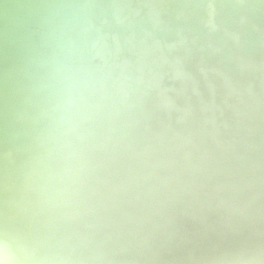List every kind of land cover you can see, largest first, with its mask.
<instances>
[{
	"label": "water",
	"instance_id": "95a60500",
	"mask_svg": "<svg viewBox=\"0 0 264 264\" xmlns=\"http://www.w3.org/2000/svg\"><path fill=\"white\" fill-rule=\"evenodd\" d=\"M5 225L10 260L264 264V0H0Z\"/></svg>",
	"mask_w": 264,
	"mask_h": 264
},
{
	"label": "clouds",
	"instance_id": "9594fccd",
	"mask_svg": "<svg viewBox=\"0 0 264 264\" xmlns=\"http://www.w3.org/2000/svg\"><path fill=\"white\" fill-rule=\"evenodd\" d=\"M10 230V226L5 225L0 228V235ZM5 255L6 247L3 243H0V264H42V261L32 252L26 242L22 244V256L20 259H6Z\"/></svg>",
	"mask_w": 264,
	"mask_h": 264
},
{
	"label": "bare ground",
	"instance_id": "6f19581e",
	"mask_svg": "<svg viewBox=\"0 0 264 264\" xmlns=\"http://www.w3.org/2000/svg\"><path fill=\"white\" fill-rule=\"evenodd\" d=\"M5 257L7 256L5 255ZM40 260L42 261V264H85L79 260H74V262H72L71 261L72 259L70 258V254H58L54 252L52 255L49 253H47L46 255L43 254V256L40 257ZM262 261H264V259H262ZM87 264H95V263L88 262Z\"/></svg>",
	"mask_w": 264,
	"mask_h": 264
}]
</instances>
